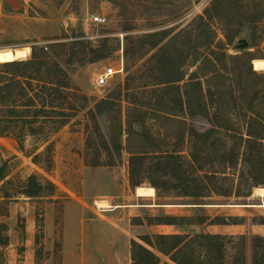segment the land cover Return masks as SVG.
Instances as JSON below:
<instances>
[{
  "label": "rangeland",
  "instance_id": "1",
  "mask_svg": "<svg viewBox=\"0 0 264 264\" xmlns=\"http://www.w3.org/2000/svg\"><path fill=\"white\" fill-rule=\"evenodd\" d=\"M211 3L212 0H0V49L4 50L0 52V73L9 74L1 65L13 59L12 48L28 45L29 55L22 60L29 59L35 49L38 57L48 61L44 70L54 74L55 62H58L68 73L71 86L65 93L64 104L66 110H71L70 115L57 118L56 122H35L32 127L37 133H32L30 126L21 121L8 123L0 135V162L7 163V175L0 180L1 262L7 264L9 256L4 246L8 244L7 249L12 252L9 258L20 264L23 230L28 220H34L35 264H41L51 254L54 264H58L61 242L54 236L62 225L64 213L67 236L70 241L82 237L86 260L97 257L102 264H108L105 255L113 252L120 256L122 264H131L130 241L143 243L140 235L211 232L224 235L226 264H253L254 237L264 236V206H261L264 196L257 193L256 186L251 187L250 195H243L249 188L250 176L242 160L244 145L239 137L245 132L250 115L243 107L244 98L257 90L256 99L261 102L257 106L258 115L264 119V70H255L251 60V69L255 72H250L245 60L246 56L264 58V0H227L225 3L235 13L232 20L221 9L223 4L213 9L212 17L208 18L206 31L214 43L225 40L223 34L230 22H242L239 35L224 45L236 97L234 104L225 101L222 106V113L232 121L230 130L219 132L206 146L208 149L201 150L195 159L191 157L190 143L176 144L175 138L183 127L177 121H166L172 136L159 139L156 144L160 151L167 153L178 149V156L165 158L162 154L146 153L130 163L125 144L119 149L115 146L118 125L122 123L124 127L130 105L155 95L154 87L164 78V70L158 67L159 60L153 53L178 31L191 26L197 33V21L193 26L192 23ZM93 13L105 15L107 21L92 23ZM259 16L252 29L250 17ZM1 19H8V26ZM65 21L68 23L63 27ZM164 32L169 33L166 39L151 47ZM252 34L255 46L250 45ZM242 37L248 41L245 47L237 45ZM102 39H107L105 45ZM80 41H89L86 51H94L87 52L86 57L101 52V58L81 64L75 60L69 62L71 46L82 47ZM177 43L172 50L177 49L180 42ZM174 55H184L183 49ZM107 67L117 72L106 83L98 85L96 76ZM101 99L112 101L94 112ZM187 121L198 130L210 126L207 119L200 117ZM125 137L123 133V141ZM179 163L183 171L199 177L206 186L207 196H184L176 187L177 176L172 171ZM30 175H36L41 183L50 181L53 190L28 196L24 191L30 189ZM136 183L154 188V195L144 207L138 205L144 200L134 196ZM104 198H110L117 205L107 203L108 210L98 207L96 202ZM171 215H204L209 219L222 216L229 220L168 226L147 221L148 217ZM92 229L97 232L90 243ZM6 238L7 244L3 243ZM97 242L100 245L95 253ZM149 248L159 256L157 264H175L167 255ZM76 263L77 259L71 261Z\"/></svg>",
  "mask_w": 264,
  "mask_h": 264
},
{
  "label": "trees",
  "instance_id": "2",
  "mask_svg": "<svg viewBox=\"0 0 264 264\" xmlns=\"http://www.w3.org/2000/svg\"><path fill=\"white\" fill-rule=\"evenodd\" d=\"M226 1L212 0L211 5L204 9V14L192 23L193 26L197 21V33L191 26L178 31L153 53L159 60L158 67L164 70V78L157 87H154V91L152 90L155 95L147 101L130 105L124 118V127L120 123L115 135L116 149L124 143L130 154V163L137 156L146 153L162 154L165 158L178 156L176 155L178 149H172L170 153H167L160 151V147L156 144L157 140L172 136L168 122L177 121L183 124L181 132L175 138L176 144L184 141L190 143L193 159L197 158L201 150L208 149L206 146L212 143L219 132L231 129L232 121H229L228 116L222 113L225 101L234 104L236 100L230 75L229 57L224 51V45L232 43L239 35L242 22L236 24L230 22L235 13L231 6L225 3ZM222 4L221 9L226 10L224 14L230 18V23L223 34L225 40L214 43L213 37L206 31L209 28L208 18L212 17L213 9L216 10ZM259 20L260 16L250 17L249 23L252 24V29ZM252 32L254 33V30ZM168 34L162 33L157 40L151 43V47L166 39ZM251 36L250 45H257L254 34ZM177 41L180 44L176 50H172V46L178 44ZM88 43L90 42L80 41L82 44L80 48L71 46L67 60L69 62L75 60L81 64L85 60L93 61L101 58L103 55L101 52L90 53L86 57L87 52H94L86 51ZM101 43L105 45L107 39H102ZM181 49L184 55L175 57L174 54ZM255 57L260 56L245 57L252 73L255 71L251 69L250 62ZM47 63L46 59L38 57L35 49H32V56L29 59H11L1 65L7 68L9 74L0 73V111L4 113L0 115V135L7 129L8 123L21 121L30 126L32 133H37L38 131L32 127L35 122L40 123L46 120L56 122L57 118L70 115L71 110H66L64 107L65 93L69 92L71 87L68 73L58 62H55L54 74L48 73L44 70ZM191 68L193 69L190 70ZM258 93L257 90L251 97L245 95L247 98L245 97L243 102V107L250 112L245 132L239 137L244 145L242 160L250 176L249 188L243 195H250L253 186L264 185V119L258 115L260 111L257 106L261 103L256 99L259 97ZM111 101L101 99L96 103L93 111H100L103 104ZM197 117L207 119L210 126L204 130H198L187 121V119ZM123 133L126 134L124 141ZM6 171L7 163L0 162V180L7 175ZM172 172L177 176L176 187L182 191L184 196L195 198L207 196L204 193L206 186L201 184L199 177L192 172L183 171L180 163ZM29 180L30 189L24 191L28 196H37L53 190L54 185L50 181L41 183L36 175H30ZM135 185L137 186L138 183ZM153 186L157 187L155 184ZM207 220L210 223H227L229 219L222 216L209 219L204 215H171L163 218L148 217L147 221L150 224L185 225L202 224ZM223 238L224 235L211 232H196L192 235L177 233L140 235L139 239L144 244L134 239L130 241L131 264H157L159 256L149 246L167 255L175 264H226L223 259ZM254 240L256 250L253 255V264H264V236H255ZM3 241L7 244L8 238ZM259 245H262L260 250H258ZM0 264L5 263L0 261Z\"/></svg>",
  "mask_w": 264,
  "mask_h": 264
},
{
  "label": "crops",
  "instance_id": "3",
  "mask_svg": "<svg viewBox=\"0 0 264 264\" xmlns=\"http://www.w3.org/2000/svg\"><path fill=\"white\" fill-rule=\"evenodd\" d=\"M5 20V21H2ZM1 23L3 25L8 26V19H1ZM3 48V47H2ZM3 50V49H0ZM136 187V186H135ZM134 196L137 199L140 200H144V202L138 203V205H143L140 207H144V205L149 204L148 201L149 198H151V196H144V195H137L135 192V188H134ZM153 196V195H152ZM102 201L107 202L110 205L116 206L117 204L113 203V201H111V199L109 198H104L102 199ZM62 217V225L60 226L59 230H57V235L54 236V239H59L60 238V242H61V249L59 251V259H58V264H71V261L73 259H77V263L76 264H102L101 261L98 260L97 257H89V260L84 259V252L82 249V237L79 236L78 238L74 239L73 241H70V238L67 236V231L65 228V224H64V213L61 215ZM46 218V223H47V216L45 215ZM64 224V225H63ZM158 225H164V226H168V225H172V224H162V223H158L156 224ZM47 230V227H46ZM97 230L96 229H92V231L90 232L89 235H91V241L90 243H93V239L94 236L96 234ZM53 233V232H52ZM50 233V234H52ZM49 234V232H48ZM23 238L22 241L20 243V245L23 246L24 250L22 252V259L19 261L20 264H35V255H34V251H33V247H34V241H35V223L34 220H28L26 222V226L24 227L23 230ZM87 240L90 239L89 237H86ZM96 244V243H95ZM8 245V244H7ZM7 245L4 246V248L6 249V255H8L9 257L12 255V252L10 250H8ZM100 244H96L95 246V253L96 250L98 248ZM46 248H50V245ZM128 245H127V251L129 252L128 249ZM101 253V251L99 252ZM106 256V261L108 262V264H122L121 262V258L119 255H117L116 253L113 252H109ZM7 258V264H16V260H14L13 258ZM41 264H54V256L48 255L45 256L42 261Z\"/></svg>",
  "mask_w": 264,
  "mask_h": 264
},
{
  "label": "bare ground",
  "instance_id": "4",
  "mask_svg": "<svg viewBox=\"0 0 264 264\" xmlns=\"http://www.w3.org/2000/svg\"><path fill=\"white\" fill-rule=\"evenodd\" d=\"M12 50H13L12 58L15 60L18 59L22 60L28 57L30 52V47L28 45H21V46L13 47ZM252 65L255 70H264V58L261 57L253 58ZM255 189L260 196H264V186L259 185L256 186ZM135 192L137 195L152 196L154 195V188L152 186L137 185ZM96 204L98 207H103L104 210H108L106 208L109 207V205H107V202L97 201ZM261 206H264V203H262Z\"/></svg>",
  "mask_w": 264,
  "mask_h": 264
},
{
  "label": "built area",
  "instance_id": "5",
  "mask_svg": "<svg viewBox=\"0 0 264 264\" xmlns=\"http://www.w3.org/2000/svg\"><path fill=\"white\" fill-rule=\"evenodd\" d=\"M90 21H91L92 23H94V24H103V23H105V22L107 21V17H106L105 15H103V14H100V13H93V14H91V16H90ZM67 23H68V22L65 21V22L63 23V27H66ZM116 72H117V70L114 69L113 67H107V68H105L102 72H100V73L96 76L95 81H96V83H97L98 85H102V84L106 83V82H107V79H108L111 75H113L114 73H116Z\"/></svg>",
  "mask_w": 264,
  "mask_h": 264
},
{
  "label": "water",
  "instance_id": "6",
  "mask_svg": "<svg viewBox=\"0 0 264 264\" xmlns=\"http://www.w3.org/2000/svg\"><path fill=\"white\" fill-rule=\"evenodd\" d=\"M237 45L239 47H245L248 45V41L245 39V38H239L238 41H237Z\"/></svg>",
  "mask_w": 264,
  "mask_h": 264
}]
</instances>
